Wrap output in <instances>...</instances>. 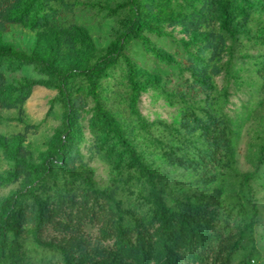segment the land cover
I'll use <instances>...</instances> for the list:
<instances>
[{
  "label": "rangeland",
  "instance_id": "374dc122",
  "mask_svg": "<svg viewBox=\"0 0 264 264\" xmlns=\"http://www.w3.org/2000/svg\"><path fill=\"white\" fill-rule=\"evenodd\" d=\"M134 13L147 42L124 40L89 90L84 77L69 78L64 100L55 72L92 64ZM0 44L32 57L0 54V176L12 169L8 155L53 161L8 232L21 264H64L60 249L88 264H205L189 255L185 233L152 236L143 252L101 233L119 219L132 235L150 206L96 105L148 164L167 205L209 195L204 246L226 245L229 264H264V0H136L134 9L129 0H0ZM32 178L19 166L0 181V202Z\"/></svg>",
  "mask_w": 264,
  "mask_h": 264
},
{
  "label": "trees",
  "instance_id": "16d2710c",
  "mask_svg": "<svg viewBox=\"0 0 264 264\" xmlns=\"http://www.w3.org/2000/svg\"><path fill=\"white\" fill-rule=\"evenodd\" d=\"M11 0H4L8 3ZM18 1V0H12ZM132 8H135L136 0H129ZM144 26V21L141 20L135 13L133 19L129 21L127 27L121 32L118 39L105 47L104 52L99 58L87 67L80 69H67L55 72L58 81L57 89L66 100L71 94V90L67 87L69 78L80 75L86 81V89L92 88L94 79L107 68H109L116 59L119 50H121L123 41L128 37L137 38L143 43L147 42V37L140 32ZM0 54L11 57L14 60L28 62L32 57L22 50H18L12 46H4L0 44ZM129 65V64H128ZM45 68L52 70L49 64H45ZM131 68V67H130ZM133 88H138L136 80H130ZM96 111L99 118L108 125L112 136L115 138L121 151L125 152L128 161L136 168V171L148 190L145 196L146 201L150 206V215L145 225L136 229L132 235L128 234L120 225L119 219L116 221L115 227L102 228L101 233L108 237H113V244L116 248L124 251L143 252L151 248L152 236L158 239L167 240L175 237L177 234L185 233V240L189 255L199 258L205 264H229L228 254L225 253L226 245H217L215 249L211 246H204L201 239V219L209 210L208 200L209 195L201 196L193 201H185L179 208H174L167 205L159 195L155 187V179L153 173L138 154L137 149L124 137L123 132L118 122L105 109L96 105ZM217 149L210 151V157L215 156ZM12 160V169L5 176H0V181L10 179L15 170L19 166H25L33 175L29 185L21 189H16L5 195L0 202V264H21L19 247L16 239L8 236V232L15 231L16 220L22 214V201L35 194V191L40 189L45 181V176L48 173L49 166L52 164L51 159L43 160L33 164L29 162H21L12 155H8ZM245 178V177H244ZM245 183V179L242 180ZM249 191V188L247 189ZM248 203L250 201L246 199ZM121 216L119 208L116 209V217ZM151 228V230H150ZM64 264H88L82 256H76L70 251L60 249Z\"/></svg>",
  "mask_w": 264,
  "mask_h": 264
}]
</instances>
